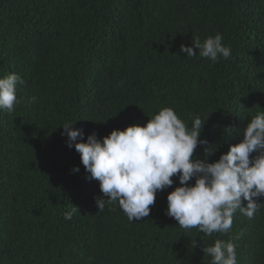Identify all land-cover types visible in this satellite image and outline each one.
Masks as SVG:
<instances>
[{
    "label": "trees",
    "instance_id": "trees-1",
    "mask_svg": "<svg viewBox=\"0 0 264 264\" xmlns=\"http://www.w3.org/2000/svg\"><path fill=\"white\" fill-rule=\"evenodd\" d=\"M217 33L228 59L180 51ZM11 73L24 83L15 110L0 109V264H211L217 239L234 241L238 264H264V197L209 236L167 215L173 177L130 221L118 202L99 210V181L62 135L71 121L78 139H102L171 107L189 128L201 118L194 158L209 146L217 161L264 111V0H0V77Z\"/></svg>",
    "mask_w": 264,
    "mask_h": 264
},
{
    "label": "clouds",
    "instance_id": "clouds-1",
    "mask_svg": "<svg viewBox=\"0 0 264 264\" xmlns=\"http://www.w3.org/2000/svg\"><path fill=\"white\" fill-rule=\"evenodd\" d=\"M220 33L208 36L203 42L193 38L192 46L182 44L180 51L186 57L207 58L213 63L228 59L231 49L223 43ZM199 49V53L195 51ZM24 83L19 74L0 77V109L9 113L15 110L17 86ZM76 123V122H75ZM71 121L62 124V135L67 146L75 147L81 163L90 173V179L99 181L102 197L96 199L99 210L118 202L130 221L149 217L150 206L155 203L158 191L179 184L167 195V215L178 221L184 229L198 228L205 235L228 233L234 213L253 218L264 197V111L255 115L243 129V139L230 145L215 162L207 157L214 151L205 148V158H194L201 140L204 123L199 116L192 119L191 127L179 118L171 107H164L150 116L145 125L131 124L125 129H113L102 139L95 132L83 137L82 129ZM258 151L255 158L250 154ZM79 171V166L72 169ZM195 178V183L190 184ZM107 197V198H104ZM242 200L247 201L243 206ZM77 208L64 213L71 220ZM211 264H238L233 240L217 239L203 248Z\"/></svg>",
    "mask_w": 264,
    "mask_h": 264
}]
</instances>
